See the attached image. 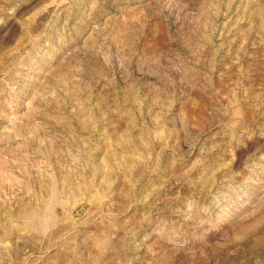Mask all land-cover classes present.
<instances>
[{
  "label": "rangeland",
  "instance_id": "rangeland-1",
  "mask_svg": "<svg viewBox=\"0 0 264 264\" xmlns=\"http://www.w3.org/2000/svg\"><path fill=\"white\" fill-rule=\"evenodd\" d=\"M0 264H264V0H0Z\"/></svg>",
  "mask_w": 264,
  "mask_h": 264
}]
</instances>
